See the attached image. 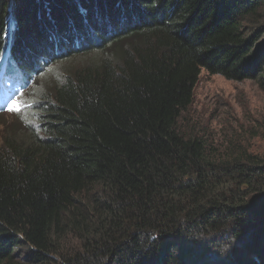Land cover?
I'll return each instance as SVG.
<instances>
[{
    "label": "trees",
    "instance_id": "trees-1",
    "mask_svg": "<svg viewBox=\"0 0 264 264\" xmlns=\"http://www.w3.org/2000/svg\"><path fill=\"white\" fill-rule=\"evenodd\" d=\"M7 48L28 82L102 57L59 75L0 137V264H103L131 246L132 264L173 249L176 264H264V153L218 154L178 125L203 70L264 93V0H0ZM65 229L87 258L63 254ZM209 241L229 254L209 258Z\"/></svg>",
    "mask_w": 264,
    "mask_h": 264
},
{
    "label": "rangeland",
    "instance_id": "rangeland-1",
    "mask_svg": "<svg viewBox=\"0 0 264 264\" xmlns=\"http://www.w3.org/2000/svg\"><path fill=\"white\" fill-rule=\"evenodd\" d=\"M87 25L88 24L85 26ZM9 30L10 26L8 25L7 34ZM71 31L75 34L77 30ZM115 34L116 33L112 34V36ZM22 52L27 54L25 48L22 49ZM101 57L102 54H91L89 56L72 59L69 63L54 65L52 68L50 66V69H43L36 75L35 79L33 78L34 80H31L33 82L30 81L31 83H24L20 80L21 78H10L11 75L8 72H4V74L0 75V137H3L2 135L7 132H11L15 127L22 129L23 127L20 125V121L24 124L29 123L26 119L28 117V119L32 118L33 115L26 111L31 108L29 107L31 102L40 100L42 95L46 96L44 94H47L50 85L57 80L59 75L69 72V68L73 66L74 69L79 68L81 65L86 64L85 61L96 60ZM13 87H16V89ZM31 88L34 90L29 94L30 96L28 95L25 97V95L28 94L27 91ZM22 90H26V92ZM21 92L25 94L22 95ZM13 101L16 102V107L19 108L20 113L19 111H15V109L11 111L8 110V106ZM22 110L23 113L21 112ZM15 113L20 115L18 116ZM178 125L186 134L204 139L206 144L210 146L211 150L214 152H227V150L232 149L234 152L237 150H245L247 152L262 154L264 153V93L251 81H229L219 75H210L203 70L194 87L192 101L181 114ZM66 230L67 229L63 231ZM60 237L58 244L63 254L68 257L79 256L87 258V256H89V248L86 249L85 246H83L82 239L75 236L74 233L67 230L60 235ZM196 240L200 241L202 238L198 239L195 236L188 235L185 240L186 245H194ZM88 241H90L89 238ZM202 243L207 245L208 248L213 249V251L207 254L209 258L216 260L222 258L218 254H216V257L214 256L216 249L221 252L220 254L225 256L230 252V246L221 249L220 246L223 242L220 244L216 241ZM196 244L192 255L200 253L201 248L198 244L201 243ZM138 248H142L141 251H143V249L146 250V246L144 247V245L139 244ZM182 248L185 251L187 249L185 245H183ZM127 249L133 252V256H130V254L127 255L125 251ZM127 249L121 252L123 257H117V261L115 262L112 259L113 257L103 258V264H119L122 261L125 262L124 264H132L137 257V248L131 246ZM183 250H181V253ZM172 251V255L175 259L173 260L170 258L167 264H176L175 262L178 260L176 258L180 256V254H178L180 253L178 249H176V251L173 249ZM18 252V255L23 256V258L29 255V252L23 251L22 249H19ZM88 260H91V258L88 257ZM185 260L188 262V259ZM197 261L198 260L192 263L201 264L200 261ZM205 261L209 260H204V262ZM143 263L147 264V262L144 261ZM153 264L160 263L155 262Z\"/></svg>",
    "mask_w": 264,
    "mask_h": 264
},
{
    "label": "bare ground",
    "instance_id": "bare-ground-1",
    "mask_svg": "<svg viewBox=\"0 0 264 264\" xmlns=\"http://www.w3.org/2000/svg\"><path fill=\"white\" fill-rule=\"evenodd\" d=\"M10 14H11V13H10ZM7 17H8V16H7ZM10 18H11V17H10ZM11 29H12V28H11ZM10 33H11V31H10ZM10 38H12V37H10ZM12 39H13V38H12ZM8 40H9V39H8ZM4 44H5V43H4ZM10 45H12V44H10ZM2 46H3V44H2ZM2 49H3V48H2ZM9 49H10V48H9ZM3 50H4V49H3ZM0 53H1V52H0ZM9 58H10V57H9ZM11 59H12V58H11ZM27 59H28V58H27ZM15 60H16V59H15ZM30 60H31V59H30ZM48 60H49V58H46L44 61H48ZM18 61H19V60H18ZM47 65H48V64H47ZM13 66H15V65H13ZM39 66H40V65H39ZM38 68L40 69V67H38ZM34 69H35V67H34ZM36 70H37V69H36ZM44 70H45V69H44ZM49 72H51V71H49ZM52 72H53V71H52ZM26 73H27V72H26ZM23 75H24V78H21L20 80H22V82L25 83L30 77H29L28 74L25 75V73H24ZM13 77L16 78V79H19L18 77L15 76V73H14L12 76H10V78H13ZM37 77H38V76H37ZM33 78L35 79V77H33ZM34 79H33V80H34ZM5 81H6V80H5ZM5 81H4V82H5ZM1 82H2V81H1ZM31 82H33V81H31ZM31 82H30V83H31ZM48 83H49V82H48ZM26 85H27V84H26ZM12 86H14V85H12ZM27 86H28V85H27ZM1 88H2V87H1ZM13 88H14V87H13ZM20 88H21V87H20ZM14 89H16V87H15ZM18 89H19V88H18ZM21 89H22V88H21ZM27 90H28V88H27ZM30 90H31V89H30ZM30 90H29V92H30ZM33 90H34V89L32 88V91H33ZM22 91H23V90H22ZM24 91L26 92V90H24ZM24 91H23V92H24ZM35 91H36V90H35ZM27 92H28V91H27ZM29 92H28V93H29ZM37 92H39V91H37ZM37 92H36V93H37ZM21 93H22V92H21ZM30 93H31V92H30ZM39 93H40V92H39ZM10 94H11V93H10ZM23 94H25V93H22V95H23ZM3 95H4V93H3ZM5 95H6V93H5ZM11 95H12V94H11ZM34 95H35V94H34ZM13 96H15V95H13ZM26 96H28V94L25 95V97H26ZM29 96H30V95H29ZM35 96H36V95H35ZM35 96H34V97H35ZM22 97H23V96H22ZM31 97H32V96H31ZM23 98H24V97H23ZM26 99H27V98H26ZM5 100H6V99H5ZM9 100H10V99H9ZM32 100H33V99H32ZM35 100H36V99H35ZM24 101H25V100H24ZM36 101H37V100H36ZM34 102H35V101L31 102L30 106H31L32 103H34ZM37 102H38V101H37ZM24 103H25V102H24ZM37 104H38V103H37ZM27 105H28V104H27ZM3 106H4V105H3ZM30 106H29V107H30ZM25 107H26V105H25ZM33 107H35V106H33ZM26 108H27V107H26ZM26 108H25V109H26ZM31 108H32V107H31ZM28 110H29V109H28ZM33 110H36V109H33ZM33 110H32V111H33ZM15 111H16V110H15ZM21 112L23 113V110H22ZM24 112H25V111H24ZM26 112H27V111H26ZM36 112H37V111H36ZM3 113H4V112H3ZM19 113H20V110H19ZM22 113H21V114H22ZM29 113H31V112H29ZM32 113H33V112H32ZM15 114L18 115L17 113H15ZM26 114H28V113H26ZM19 115H20V114H19ZM19 115H18V116H19ZM24 115H25V114H24ZM31 115H32V114H31ZM2 116H3V115H2ZM18 116H17V117H18ZM23 117H24V116H23ZM23 117H22V118H23ZM28 118H29V117H28ZM25 119H26V117H25ZM30 119H32V118H30ZM33 119H34V118H33ZM33 119H32V120H33ZM22 120H24V119H22ZM20 122H22V121H20ZM24 122H25V121H24ZM25 123H26V122H25ZM29 125H30V124H29ZM27 126H28V125H27ZM29 127H30V126H29ZM33 128H34V127H33Z\"/></svg>",
    "mask_w": 264,
    "mask_h": 264
},
{
    "label": "snow or ice",
    "instance_id": "snow-or-ice-1",
    "mask_svg": "<svg viewBox=\"0 0 264 264\" xmlns=\"http://www.w3.org/2000/svg\"><path fill=\"white\" fill-rule=\"evenodd\" d=\"M8 60L7 58L3 57L2 54H0V75L4 74V72L6 71V68L8 66ZM11 63H18V61H14L12 60ZM15 109L16 111H19V108L16 107V102L13 101L9 106H8V110L11 111Z\"/></svg>",
    "mask_w": 264,
    "mask_h": 264
},
{
    "label": "clouds",
    "instance_id": "clouds-1",
    "mask_svg": "<svg viewBox=\"0 0 264 264\" xmlns=\"http://www.w3.org/2000/svg\"><path fill=\"white\" fill-rule=\"evenodd\" d=\"M9 43V42H8ZM7 51H8V48H7V50L5 51V53H4V56H8L7 55ZM9 60H10V64H9V66L7 67V70H8V73L9 74H13V65H14V63H11V61H12V59L11 58H9ZM19 70V69H18ZM20 71V70H19ZM20 73H22L21 71H20ZM25 75H27V74H25Z\"/></svg>",
    "mask_w": 264,
    "mask_h": 264
}]
</instances>
